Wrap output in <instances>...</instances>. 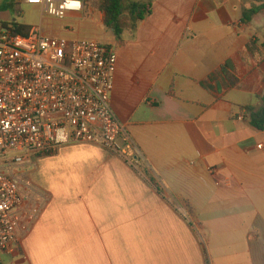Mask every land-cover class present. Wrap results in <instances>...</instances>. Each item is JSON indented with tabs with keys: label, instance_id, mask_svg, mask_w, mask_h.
<instances>
[{
	"label": "crops",
	"instance_id": "obj_1",
	"mask_svg": "<svg viewBox=\"0 0 264 264\" xmlns=\"http://www.w3.org/2000/svg\"><path fill=\"white\" fill-rule=\"evenodd\" d=\"M140 1L152 13L124 32L111 95L140 168L60 146L36 163L42 179L28 178L20 250L0 264H264V131L246 111L262 107L264 14L243 22L254 0ZM18 4L0 0V13ZM36 8L47 36L86 39L84 18L103 25L100 12L58 20Z\"/></svg>",
	"mask_w": 264,
	"mask_h": 264
},
{
	"label": "built area",
	"instance_id": "obj_2",
	"mask_svg": "<svg viewBox=\"0 0 264 264\" xmlns=\"http://www.w3.org/2000/svg\"><path fill=\"white\" fill-rule=\"evenodd\" d=\"M64 20L84 13V0H21ZM114 47L96 40L28 36L0 26V252L20 250L17 210L35 191L21 169L70 144L102 147L139 169L142 152L115 115ZM243 118L240 117L239 120ZM262 146H259L261 148Z\"/></svg>",
	"mask_w": 264,
	"mask_h": 264
},
{
	"label": "trees",
	"instance_id": "obj_3",
	"mask_svg": "<svg viewBox=\"0 0 264 264\" xmlns=\"http://www.w3.org/2000/svg\"><path fill=\"white\" fill-rule=\"evenodd\" d=\"M86 4L102 14L104 27L113 30L117 44L123 43V34L126 31H136L139 24L152 13V5L144 4L140 0H87ZM259 14H264V0H254L249 9L243 13V22L249 24ZM3 27L11 26L14 33L28 36L34 29L32 26L19 22L4 23ZM227 78L234 83L232 75L224 69ZM262 107L253 114L254 108H246L250 124L264 131V95L261 97ZM152 180V179H151Z\"/></svg>",
	"mask_w": 264,
	"mask_h": 264
},
{
	"label": "rangeland",
	"instance_id": "obj_4",
	"mask_svg": "<svg viewBox=\"0 0 264 264\" xmlns=\"http://www.w3.org/2000/svg\"><path fill=\"white\" fill-rule=\"evenodd\" d=\"M84 1H87V0H84ZM91 11L97 12L91 7L90 4H86V8L84 11V13H86L85 16L88 14V12H91ZM42 18L43 17L41 16V14L39 13V10H37L36 7L30 6L27 4L15 5L13 15L11 17H9L7 14L0 13V22H6V21L11 22V21L16 20L20 23L35 26V27H38L40 25V23L43 21ZM98 23H99V19L94 20L93 18H84L83 23L81 24V29H77V30H80L82 35L87 37L86 39H89V40L99 39L103 42L111 41L114 36L112 31ZM120 48H121V45L115 43L116 54L118 53ZM42 159L49 160L50 157H42V158L39 157V158L34 159L30 165L28 164L26 167H24L22 171L25 173V175L22 174V176L25 177L26 179L30 178L32 180L39 179V178L42 179L43 177L42 173L40 174V172H37V173L34 172L35 171L34 167L36 163L39 161H42ZM26 175L28 177H26ZM204 236H206V234H204Z\"/></svg>",
	"mask_w": 264,
	"mask_h": 264
}]
</instances>
